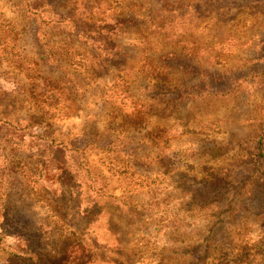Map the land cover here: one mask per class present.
Here are the masks:
<instances>
[{"label":"rangeland","instance_id":"rangeland-1","mask_svg":"<svg viewBox=\"0 0 264 264\" xmlns=\"http://www.w3.org/2000/svg\"><path fill=\"white\" fill-rule=\"evenodd\" d=\"M46 1L43 18L82 34L0 0V264L25 248L39 264H243L240 244L263 239L264 196L250 195L264 174L248 162L262 154L264 0ZM104 25L107 52L88 34ZM150 56L172 84L148 80Z\"/></svg>","mask_w":264,"mask_h":264},{"label":"trees","instance_id":"trees-1","mask_svg":"<svg viewBox=\"0 0 264 264\" xmlns=\"http://www.w3.org/2000/svg\"><path fill=\"white\" fill-rule=\"evenodd\" d=\"M20 3L23 5V13H25V15H29L31 18L33 19H38L40 18V25L44 28H54L55 30H58V32L60 33H64L66 34V36H68L69 39L67 40H74V38L71 39V37H69L71 34H74V36L77 38L79 37L80 34H82V31H80L79 28H81V25H77L75 23V21L72 19L73 17H58L57 15L53 14L51 12L52 15H50L51 17H48V19H46L45 17L43 18V14L46 13L47 7H48V3L46 0H20ZM123 4L120 3L121 8L119 9L120 12L122 11V13L125 12V8L122 6ZM116 21V19H115ZM117 22V21H116ZM69 24L72 26L71 29L69 30L70 26ZM168 23H162V26L158 28V26L156 27V29L158 28V30L161 32H168L170 30V27L167 26ZM68 25V26H67ZM106 25H104L101 29L97 28L95 29L96 31H88V34H90V32H94L97 34V36L93 37L94 39H97V41L101 42L102 47H103V51L107 52L109 49L110 45H107V43L109 42L107 39V34L110 33V39L112 41V36L114 35V28H110V27H105ZM113 30V31H112ZM99 31V32H98ZM166 32V33H167ZM103 33L105 34V37H103ZM116 36V35H115ZM114 41V40H113ZM158 45V44H157ZM52 48V47H51ZM63 49L69 50L71 53L74 51L73 50V43H67L65 46L62 47V51ZM65 50V51H66ZM68 52V51H66ZM65 54V53H64ZM68 54V53H66ZM65 55H62V57H64ZM76 56V55H75ZM77 56H80L79 54H77ZM62 62L59 63V65H61ZM147 70L150 68L149 71H151V75L153 76V79L150 80L148 79L150 82H155V80L159 81L160 83L163 85L170 83L172 84L174 82L173 79H170L171 77V73L168 72V68L165 64H160L158 65L153 58L150 56L147 59ZM57 84V83H54ZM58 89V88H56ZM124 99L123 101H127L129 103H131V105L133 106V108L136 109V107H138V102H134V99L131 98L129 95L128 91L124 92ZM59 96H62L60 93H58L56 90H52V84H47L46 85V90L42 93V98H41V104L44 106V108L46 110H54L55 106L58 104L59 102ZM55 104V105H53ZM141 109V106H140ZM138 118L137 117H133L130 118L128 120V122H134L136 123V126H139L141 123H137ZM4 126H6V129L9 127L5 124H2ZM16 130V129H14ZM261 130V134L258 137L259 140V150L257 151L258 153H262L258 156H255L253 158V160L249 159V164L251 166H253V164L255 165V167H258V169H256V173L257 174H264V173H260V171L263 169L264 167V163L262 162L263 158H264V123L262 125V127L260 128ZM3 129H0V136L3 139V137H5L6 135L10 136V131L9 129L6 131V133H2ZM15 133V132H14ZM13 134V133H12ZM260 146L262 148H260ZM49 149H47L49 151V153H51L52 155H54L57 160L59 159L60 162H64L65 156H64V151L65 148L63 147V143H58L56 144L55 142H50V146ZM74 151H81V149H74ZM257 158V159H256ZM262 160V161H261ZM59 164V163H58ZM56 171L58 172V176L62 175L61 180H64V177L66 175L65 170H64V166L60 163L59 165H57V167H55ZM131 171H133L132 169H130ZM133 175H138L135 171L132 172ZM262 180V179H261ZM260 180V181H261ZM254 186L252 188V193L250 195V197L252 196V194L254 192H256V190H258L259 192H261L264 196V190L263 188H261V184L259 186L256 187V182H253ZM241 184V185H240ZM251 184V178H248V180H245L242 183H239L238 185H240L239 187L244 188L245 190L249 187V185ZM229 185V184H228ZM244 192H241L239 194V197L241 198L243 196ZM243 199V198H242ZM241 199V200H242ZM50 204V203H49ZM49 206L54 207L52 204H50ZM55 208V207H54ZM48 210H51L48 208ZM51 212L54 214L56 220H58L61 225H63L64 227V221L62 220L61 216H59L58 212H54L53 210H51ZM67 228V227H66ZM167 230H170L167 229ZM260 230L261 232H263V239H258V241H256V238L254 239V243H251V246H249L248 244H240V246L238 247V252H239V258L241 259V262H243V264H264V207L262 208V214L260 217ZM17 234V233H16ZM73 236H77L76 233H72ZM18 236V235H17ZM19 240H21L22 238L19 237ZM252 238V237H251ZM254 238V237H253ZM248 240V237H247ZM252 248V249H251ZM34 252H30L27 248H25V253L24 256L20 255V256H14L13 259H15V263L14 264H39V259L36 255H33ZM215 254L213 251H208L207 255H205L206 259H208L209 257H211V255ZM191 258H196L195 256L191 257ZM218 264H227L223 261L218 262Z\"/></svg>","mask_w":264,"mask_h":264}]
</instances>
